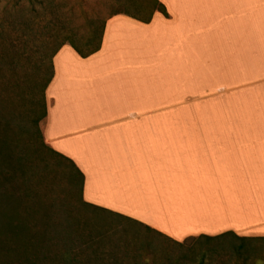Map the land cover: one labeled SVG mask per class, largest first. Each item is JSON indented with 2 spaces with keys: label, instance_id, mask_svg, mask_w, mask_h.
Segmentation results:
<instances>
[{
  "label": "crops",
  "instance_id": "0c3cea01",
  "mask_svg": "<svg viewBox=\"0 0 264 264\" xmlns=\"http://www.w3.org/2000/svg\"><path fill=\"white\" fill-rule=\"evenodd\" d=\"M158 1L108 17L91 56L55 54L46 143L98 212L264 264V0Z\"/></svg>",
  "mask_w": 264,
  "mask_h": 264
},
{
  "label": "rangeland",
  "instance_id": "374dc122",
  "mask_svg": "<svg viewBox=\"0 0 264 264\" xmlns=\"http://www.w3.org/2000/svg\"><path fill=\"white\" fill-rule=\"evenodd\" d=\"M118 9L116 0H0V116L16 114L18 131L27 126L40 113L54 52L72 39L84 42L91 32L99 36L103 22ZM40 129L44 132V123ZM17 140L15 153L43 169L37 177L46 189L39 209L57 218L64 232L43 254L30 257L40 264H238L226 238L177 244L84 208L69 165L36 151L32 129Z\"/></svg>",
  "mask_w": 264,
  "mask_h": 264
},
{
  "label": "trees",
  "instance_id": "16d2710c",
  "mask_svg": "<svg viewBox=\"0 0 264 264\" xmlns=\"http://www.w3.org/2000/svg\"><path fill=\"white\" fill-rule=\"evenodd\" d=\"M116 1L119 9L111 16L126 15L144 23L151 22L157 12L168 16L166 8L158 0ZM105 23L106 20L103 22L99 36L98 33L91 32L90 35L82 37L81 41L84 42L72 39L68 44H62L54 52L52 60L64 45H70L83 58L96 53L101 47ZM53 75V64L51 63V72L43 87L40 113L38 116L29 118L27 125L29 127L24 126L22 129L20 127L18 131L19 119L14 113L0 116V261L4 264L14 262L40 264L38 259L30 257L43 254L44 247L48 242L54 236L55 238H63L61 233H64L63 228H60L62 224L57 222V218L48 216L39 209L40 205L44 203L42 199L46 189L40 178L37 177L41 176L39 174L42 173L43 169L29 164V160L23 153L20 155L15 153L14 148H16L17 136L20 132L24 133L32 129L36 140L35 146L38 148L36 151H46L69 165L72 170V183L79 189L82 206L100 213L96 207L83 201L84 174L70 159L56 152L46 143L44 132L40 129V124L44 123L45 125L47 118L48 106L45 93ZM28 181L35 182V184L28 186L26 184ZM31 197L37 200L33 205L29 203ZM204 239L214 240L209 237H204Z\"/></svg>",
  "mask_w": 264,
  "mask_h": 264
}]
</instances>
